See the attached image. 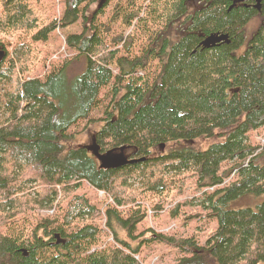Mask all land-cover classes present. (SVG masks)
<instances>
[{"label": "trees", "instance_id": "trees-1", "mask_svg": "<svg viewBox=\"0 0 264 264\" xmlns=\"http://www.w3.org/2000/svg\"><path fill=\"white\" fill-rule=\"evenodd\" d=\"M57 1L0 0V264H142L135 255L154 243L188 254L175 264H264V152L249 141L264 126V0H126L121 26L147 41L132 57L96 24L111 0ZM80 18L83 31L66 36L77 54L57 66L50 35ZM212 34L230 42L202 47ZM108 86L92 146L75 144L70 129L94 122ZM186 174L217 222L205 245L139 229L143 201ZM84 182L113 205L91 202ZM247 198L256 205H238ZM63 205L61 223L40 220L28 239L16 231L26 211ZM101 221L116 244L96 250Z\"/></svg>", "mask_w": 264, "mask_h": 264}, {"label": "rangeland", "instance_id": "rangeland-1", "mask_svg": "<svg viewBox=\"0 0 264 264\" xmlns=\"http://www.w3.org/2000/svg\"><path fill=\"white\" fill-rule=\"evenodd\" d=\"M103 1V0H102ZM56 2H58L56 0ZM126 0H111L108 6L103 9H99L100 13L97 15L96 24L99 27V31L107 38L108 42L115 43L114 40L123 39V42L119 45L120 56H136L143 52L147 47V41L143 38L134 36L130 39L131 30L121 26V20L119 15H116L117 10L122 4H125ZM98 5V3H97ZM95 5L92 9H95ZM260 19L256 18L252 20L247 26V33L251 34L258 27ZM84 29V23L82 18L75 24L71 25L67 29H57L54 31L47 42L49 47L56 51L52 56V62L60 66L63 65L65 60L71 59L77 54L76 50L66 45V36L70 34H80ZM0 36L4 37L2 34ZM11 45H14L22 37L19 35H7ZM129 44V48L126 46ZM81 65H72L71 72H77L81 69ZM75 69V70H74ZM114 74L117 73V68H113ZM70 75L72 73H69ZM137 76H141L142 72H137ZM111 88L105 87L102 90L100 96V102L97 108L93 110L90 117L94 122L88 125V121L84 120L70 129V132L77 133L78 140L75 144L92 146V138L98 129L101 119L104 117L103 106H105L111 98ZM249 141L252 145L257 146V154L264 152V126L249 133ZM233 171L232 177H234ZM209 192L213 189H207ZM79 192L86 194L91 202L102 207L107 208L112 206L111 199L102 191L96 190L88 183H82ZM204 192L198 185L197 176L193 174L181 175L178 177H170L167 180L165 191L163 194H150L144 201V210L146 213V219L139 229L144 226L152 227L163 233L175 235L178 237L190 238L193 237L200 245H205L206 241L214 235L217 228V222L212 217L208 216L206 210L198 206L199 198ZM191 202L193 205H186ZM180 204V207H179ZM240 206H255L256 200L253 198H247L240 201ZM178 209V214L173 215V210ZM123 213H127L126 209H122ZM65 213V205L62 207L51 209H40L34 211H26L19 219H17L14 226L16 231H21L18 234H23L28 239L27 234L29 230L35 226L40 220L43 219H55L57 223L62 222L63 215ZM105 221H101L99 226L101 228V242L94 249L112 248L116 242L110 236L109 231L104 226ZM78 225V224H77ZM77 225H73L71 229H75ZM11 224H8L2 228L4 233L10 232ZM25 232V233H23ZM184 252L176 249H171L162 243H154L146 245L139 254L135 255L142 264H175L177 260L186 256Z\"/></svg>", "mask_w": 264, "mask_h": 264}, {"label": "water", "instance_id": "water-1", "mask_svg": "<svg viewBox=\"0 0 264 264\" xmlns=\"http://www.w3.org/2000/svg\"><path fill=\"white\" fill-rule=\"evenodd\" d=\"M259 0H257V4H256V8L260 9V4H259ZM221 42H225V43H229L230 40L228 39L227 35H219V34H212L210 36H208L203 42H202V47L204 48H212L214 46H216L217 44L221 43ZM1 55V53H0ZM108 156V154H107ZM105 156V159L108 160L109 157ZM126 161L124 160L123 163H125ZM135 162V161H132Z\"/></svg>", "mask_w": 264, "mask_h": 264}]
</instances>
